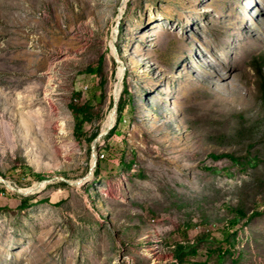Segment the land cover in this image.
I'll return each instance as SVG.
<instances>
[{
	"label": "rangeland",
	"instance_id": "rangeland-1",
	"mask_svg": "<svg viewBox=\"0 0 264 264\" xmlns=\"http://www.w3.org/2000/svg\"><path fill=\"white\" fill-rule=\"evenodd\" d=\"M0 264H264V0H0Z\"/></svg>",
	"mask_w": 264,
	"mask_h": 264
},
{
	"label": "water",
	"instance_id": "water-1",
	"mask_svg": "<svg viewBox=\"0 0 264 264\" xmlns=\"http://www.w3.org/2000/svg\"><path fill=\"white\" fill-rule=\"evenodd\" d=\"M116 30L118 31V25H117V27H116ZM114 37H115V33H114ZM126 71H127V69H126V66H124V73L126 74ZM114 109L116 110V109H118V105H117V100L115 99L114 100ZM112 129L110 128V129H108L106 132H102L95 140H94V142H93V145H94V148H93V158L95 159V163H94V165L91 167V169H90V172H89V174L91 175L93 172V170L95 169V167H96V165H97V161H98V154L96 153V151H95V146H96V144H97V142H99V140L102 138V137H104V136H106L107 134H109L110 133V131H111ZM44 182H48V180H46V181H44ZM66 183H68V184H70V185H80V183L81 182H75V183H72V182H70V181H65Z\"/></svg>",
	"mask_w": 264,
	"mask_h": 264
},
{
	"label": "bare ground",
	"instance_id": "bare-ground-1",
	"mask_svg": "<svg viewBox=\"0 0 264 264\" xmlns=\"http://www.w3.org/2000/svg\"><path fill=\"white\" fill-rule=\"evenodd\" d=\"M122 72H123V70H121V73H122ZM120 95H121V93H119V94L117 95V99L120 97ZM118 104H119V103H118V101H117V105H118ZM117 112H118V109L114 110V112H113V114H112L110 120H109V121L105 124V126H104V131H103V133L107 131V129H108V125H109L110 123L113 122V120H114V118H115ZM65 123H66V122H65ZM65 123H61L62 126H65ZM103 158H104V157H103ZM93 171H94V170H93ZM93 171H92V172H93ZM42 185H44V183H43ZM42 185H41L40 187H38L37 189H30V191H31V192H37V191H35V190H38V189L40 190V189L42 188ZM39 190H38V191H39Z\"/></svg>",
	"mask_w": 264,
	"mask_h": 264
},
{
	"label": "trees",
	"instance_id": "trees-1",
	"mask_svg": "<svg viewBox=\"0 0 264 264\" xmlns=\"http://www.w3.org/2000/svg\"><path fill=\"white\" fill-rule=\"evenodd\" d=\"M95 70L96 69H93L92 71L93 72H95ZM121 105H119V107H118V110H121ZM85 112V110L84 109H79V108H72V113H73V115L75 116V118H76V120L81 116V114L82 113H84ZM116 122H117V118H116V120L113 122L114 124L112 125V128L111 129H113V127L115 126V124H116ZM82 124H80L79 126H81ZM113 132V130L110 132V134ZM235 160H237L236 158H235Z\"/></svg>",
	"mask_w": 264,
	"mask_h": 264
}]
</instances>
